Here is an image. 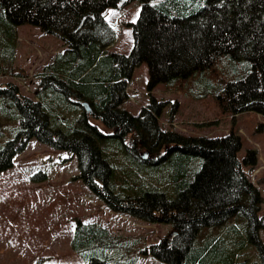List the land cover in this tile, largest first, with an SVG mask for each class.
<instances>
[{"label":"trees","instance_id":"1","mask_svg":"<svg viewBox=\"0 0 264 264\" xmlns=\"http://www.w3.org/2000/svg\"><path fill=\"white\" fill-rule=\"evenodd\" d=\"M135 1L142 8L131 24L133 48L128 54L112 51L116 33L104 13ZM26 23L58 36L66 48L40 73L36 97L15 82L0 84V137L12 123L15 134L0 144V171L13 167L15 157L37 139L77 157L78 178L113 211L172 225L176 233L138 251L144 258L164 264H246L239 254L253 244L264 264V199L243 168L256 166L257 151L249 149L241 162L242 139L234 128L209 137L164 129L160 118L166 102L152 95L138 115L124 107L129 82L143 62L149 64L151 91L160 83L178 89L180 82L204 76L223 60L242 62L240 76L221 74L218 85L209 81L189 94L194 99L213 94L223 113L264 116V0H0L1 75L16 76L18 28ZM143 150L153 157L143 159ZM119 153L129 162V174L116 164ZM162 169L169 174V191L132 178ZM46 179L44 173L32 176ZM144 239L79 221L71 246L90 257L85 264H112L110 251L134 249Z\"/></svg>","mask_w":264,"mask_h":264},{"label":"rangeland","instance_id":"2","mask_svg":"<svg viewBox=\"0 0 264 264\" xmlns=\"http://www.w3.org/2000/svg\"><path fill=\"white\" fill-rule=\"evenodd\" d=\"M141 8L142 4L135 1L125 7L108 8L105 11L104 15L116 33V41L110 50L127 54L131 52L134 45L131 24L138 20ZM18 29L14 66L16 76L0 74V84L15 82L25 95L36 97L40 73L66 46L58 36L45 33L38 26L26 23ZM243 65L239 62L235 66L221 60L204 76L180 82L178 89L170 90L165 83H160L149 91V64L143 62L136 67L129 82V98L124 107L138 115L152 95L166 102L160 118V124L166 130L209 137L226 135L234 128L242 139V148L238 153L240 161L243 162L249 149L257 151L256 166L244 165L243 168L264 199V131L259 130L260 124L264 123V116L256 111L237 115L223 113L213 94L208 93L200 99H194L189 94L193 87L202 90L208 87L209 81L218 85L221 74L231 79L239 77ZM66 114L73 119V112L66 111ZM93 122L110 132L102 122ZM13 127L12 123L4 128L6 133L2 139L0 137V144L14 137L15 134L11 132ZM147 152L145 160L153 157L148 150L141 151L140 156ZM116 164L127 174L130 173L131 167L122 153L116 157ZM149 166L154 167L153 164ZM43 173L47 176L46 180H32L33 175ZM79 174L77 157H69L67 151L57 150L37 139H32L28 147L15 157L13 167L0 171V264H37L42 258H46L42 264L88 263L90 257L76 252L71 246L79 221L99 222L116 236L145 238L134 249L110 251V263L161 264L152 257L145 259L138 251L171 235L172 225L148 222L113 211L78 178ZM132 178L147 187L171 189L169 174L165 169L132 174ZM260 215H264V201ZM260 236L264 242V229L260 231ZM239 256L242 261L261 264L256 245L250 244V248L244 249Z\"/></svg>","mask_w":264,"mask_h":264},{"label":"water","instance_id":"3","mask_svg":"<svg viewBox=\"0 0 264 264\" xmlns=\"http://www.w3.org/2000/svg\"><path fill=\"white\" fill-rule=\"evenodd\" d=\"M83 105H84L87 112H89V113L92 112V108L87 101H83ZM147 154H148V152L146 154H142V158H144V159L147 158ZM173 233H176V231H174Z\"/></svg>","mask_w":264,"mask_h":264},{"label":"crops","instance_id":"4","mask_svg":"<svg viewBox=\"0 0 264 264\" xmlns=\"http://www.w3.org/2000/svg\"><path fill=\"white\" fill-rule=\"evenodd\" d=\"M63 50H65V49H63ZM214 230V229H213ZM209 232V229H206L205 231H204V233H208ZM250 247V246H249ZM249 247H246V249H248ZM242 251H244V249L242 250ZM149 257H151V256H147L145 259H148ZM154 259V258H153ZM155 260V259H154ZM245 262H246V264H249L250 263V261H246V260H244ZM160 262V261H159ZM161 264H164V263H162V262H160Z\"/></svg>","mask_w":264,"mask_h":264}]
</instances>
